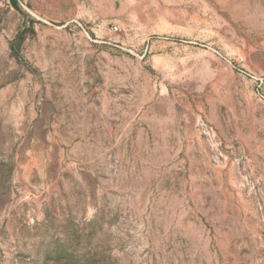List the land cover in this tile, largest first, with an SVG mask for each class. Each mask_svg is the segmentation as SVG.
<instances>
[{"label":"rangeland","instance_id":"1","mask_svg":"<svg viewBox=\"0 0 264 264\" xmlns=\"http://www.w3.org/2000/svg\"><path fill=\"white\" fill-rule=\"evenodd\" d=\"M0 264H264V0H0Z\"/></svg>","mask_w":264,"mask_h":264}]
</instances>
